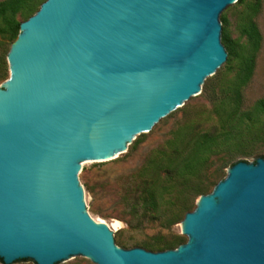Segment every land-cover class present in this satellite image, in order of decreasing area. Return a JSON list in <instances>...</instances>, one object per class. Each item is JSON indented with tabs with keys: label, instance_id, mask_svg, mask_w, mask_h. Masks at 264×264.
<instances>
[{
	"label": "water",
	"instance_id": "95a60500",
	"mask_svg": "<svg viewBox=\"0 0 264 264\" xmlns=\"http://www.w3.org/2000/svg\"><path fill=\"white\" fill-rule=\"evenodd\" d=\"M237 1L46 0L20 24L0 90L3 264H264V158L230 167L185 215L187 243L163 252L116 247L77 179L200 94Z\"/></svg>",
	"mask_w": 264,
	"mask_h": 264
},
{
	"label": "rangeland",
	"instance_id": "374dc122",
	"mask_svg": "<svg viewBox=\"0 0 264 264\" xmlns=\"http://www.w3.org/2000/svg\"><path fill=\"white\" fill-rule=\"evenodd\" d=\"M44 1L35 0L31 9L17 15V20L25 22ZM219 21L220 40L227 60L213 76L205 79L200 94L160 120L149 133L134 137L121 154L106 161L80 163L77 179L85 212L94 222L110 227L114 244L120 249L141 248L155 252L150 248L164 243H174L176 249L186 244L188 238L182 235V222L186 214L195 211L200 197L211 194L234 164H251L264 158V117L248 126L242 125L226 140L219 135L224 105L231 98L232 79L242 60L250 55L254 56V68L241 91V111H248L257 101L264 100V0H238L222 12ZM251 24L259 36L255 50L246 34ZM223 34L227 42L222 40ZM228 48L232 50L231 56H228ZM9 49V41L0 38V90L10 76ZM189 132L219 136L217 145L199 158L183 179L174 183L165 204L155 215H145L140 200L144 181L180 146ZM0 264L3 263L0 261ZM13 264L34 262L18 260ZM58 264L93 263L74 257Z\"/></svg>",
	"mask_w": 264,
	"mask_h": 264
},
{
	"label": "trees",
	"instance_id": "16d2710c",
	"mask_svg": "<svg viewBox=\"0 0 264 264\" xmlns=\"http://www.w3.org/2000/svg\"><path fill=\"white\" fill-rule=\"evenodd\" d=\"M34 1L4 0L0 2V38L8 40L10 46L16 40L20 31L21 22L17 20V15L22 11L31 9ZM246 34L253 45V50H255L258 46L259 36L253 24L246 30ZM226 39V35L223 34L222 40L227 42ZM227 52L228 56L232 55L231 49L228 48ZM253 68L254 56L250 55L242 60L241 66L232 79L230 85L231 98L229 103L224 105V118L221 122L222 133L219 134L225 137V140L232 137L242 125L248 126L264 117V100L257 101L248 111H241V91L249 82ZM218 137L207 133L192 135L189 132L186 134L185 139L180 142V146L155 168L153 173L144 181L140 200L141 209L145 215L152 216L158 212V209L165 204V199L171 192L174 183L183 179L189 168L217 145L216 140ZM175 245L174 243H164L150 249L155 252H163L176 249Z\"/></svg>",
	"mask_w": 264,
	"mask_h": 264
},
{
	"label": "bare ground",
	"instance_id": "6f19581e",
	"mask_svg": "<svg viewBox=\"0 0 264 264\" xmlns=\"http://www.w3.org/2000/svg\"><path fill=\"white\" fill-rule=\"evenodd\" d=\"M115 156H116V155H115ZM113 157H114V156H113ZM95 223H96V224H99V225H106L105 223H102V222H99V223H98V222L95 221Z\"/></svg>",
	"mask_w": 264,
	"mask_h": 264
}]
</instances>
